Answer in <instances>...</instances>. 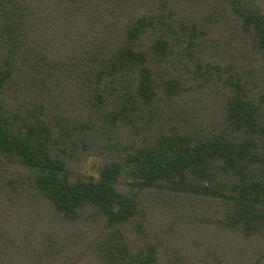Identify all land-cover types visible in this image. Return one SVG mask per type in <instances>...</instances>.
Here are the masks:
<instances>
[{"label":"trees","instance_id":"1","mask_svg":"<svg viewBox=\"0 0 264 264\" xmlns=\"http://www.w3.org/2000/svg\"><path fill=\"white\" fill-rule=\"evenodd\" d=\"M0 264H264V0H0Z\"/></svg>","mask_w":264,"mask_h":264},{"label":"rangeland","instance_id":"2","mask_svg":"<svg viewBox=\"0 0 264 264\" xmlns=\"http://www.w3.org/2000/svg\"><path fill=\"white\" fill-rule=\"evenodd\" d=\"M100 162V158L99 157H90L87 161L86 164V170L88 172H95V168L94 166H97Z\"/></svg>","mask_w":264,"mask_h":264}]
</instances>
